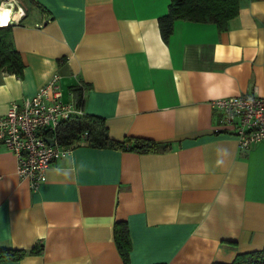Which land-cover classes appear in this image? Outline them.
Here are the masks:
<instances>
[{"label": "crops", "instance_id": "obj_1", "mask_svg": "<svg viewBox=\"0 0 264 264\" xmlns=\"http://www.w3.org/2000/svg\"><path fill=\"white\" fill-rule=\"evenodd\" d=\"M10 37L21 78L0 71L10 102L59 76L63 101L86 84L83 112L111 139L169 143L139 153L85 144L53 162L32 190L0 143V246L39 254L0 264H123L113 225L127 224L130 264L230 263L264 248V141L241 150L216 131L218 98L264 96V0H239L224 30L175 20L169 0H28ZM0 17V22L8 8Z\"/></svg>", "mask_w": 264, "mask_h": 264}, {"label": "built area", "instance_id": "obj_2", "mask_svg": "<svg viewBox=\"0 0 264 264\" xmlns=\"http://www.w3.org/2000/svg\"><path fill=\"white\" fill-rule=\"evenodd\" d=\"M3 7L9 10L6 22L0 26L25 15L19 0H0V17ZM58 81L59 76L53 75L34 95L19 103L10 102L0 117V143L15 155L17 175L27 180L32 190L45 180L49 166L71 151L58 142L61 123L82 114L81 108L61 99ZM211 105L220 113L215 130L233 136L239 149L264 141V96L244 94L218 98Z\"/></svg>", "mask_w": 264, "mask_h": 264}, {"label": "trees", "instance_id": "obj_3", "mask_svg": "<svg viewBox=\"0 0 264 264\" xmlns=\"http://www.w3.org/2000/svg\"><path fill=\"white\" fill-rule=\"evenodd\" d=\"M238 8L239 0H169L168 13L158 19L161 37L166 39L169 36L175 20L212 23L219 30H224L228 21L237 15ZM10 30V25L0 26V71L21 78L24 65L13 47ZM85 90L86 84L82 82L70 88L74 104L82 109V114L74 115L61 123L57 135L62 147L72 149L85 144L93 148H113L139 153L165 152L170 149L169 143L146 138L128 137L122 141L111 139L103 118L83 112ZM113 236L122 263L130 264L131 242L127 224L123 221L115 222ZM41 250L40 245L29 251L0 246V261L19 260L25 254H39ZM213 264H264V248L238 253L230 263Z\"/></svg>", "mask_w": 264, "mask_h": 264}, {"label": "rangeland", "instance_id": "obj_4", "mask_svg": "<svg viewBox=\"0 0 264 264\" xmlns=\"http://www.w3.org/2000/svg\"><path fill=\"white\" fill-rule=\"evenodd\" d=\"M21 3L26 9H28L30 7V5H31V4L28 3V0H22Z\"/></svg>", "mask_w": 264, "mask_h": 264}, {"label": "bare ground", "instance_id": "obj_5", "mask_svg": "<svg viewBox=\"0 0 264 264\" xmlns=\"http://www.w3.org/2000/svg\"><path fill=\"white\" fill-rule=\"evenodd\" d=\"M4 8V7H3ZM5 12V11H4ZM7 20V19H6ZM6 20L4 19V17H2V20L0 23L4 24L6 22Z\"/></svg>", "mask_w": 264, "mask_h": 264}, {"label": "snow or ice", "instance_id": "obj_6", "mask_svg": "<svg viewBox=\"0 0 264 264\" xmlns=\"http://www.w3.org/2000/svg\"><path fill=\"white\" fill-rule=\"evenodd\" d=\"M4 19H5V20L7 19V14H6V13L4 14Z\"/></svg>", "mask_w": 264, "mask_h": 264}]
</instances>
